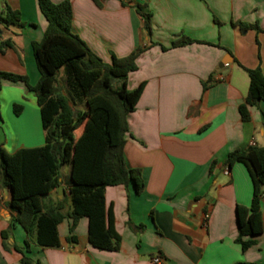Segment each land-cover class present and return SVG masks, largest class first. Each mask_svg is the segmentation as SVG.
I'll use <instances>...</instances> for the list:
<instances>
[{"label":"crops","instance_id":"crops-1","mask_svg":"<svg viewBox=\"0 0 264 264\" xmlns=\"http://www.w3.org/2000/svg\"><path fill=\"white\" fill-rule=\"evenodd\" d=\"M50 1L69 2L72 32L104 63L140 50L126 87L144 86L126 117L123 154L144 186L139 194L132 185L105 188L120 236L117 251L93 248L87 219L78 218L70 232L66 217L57 226V248L37 245L32 228L27 252L26 232L8 208L9 191L0 187V264H22L21 252L32 264H155L154 257L159 264H264V196L263 231L243 237L254 244L242 251L235 208L249 207L252 185L243 165L226 166L230 152L251 142L264 147V102L248 108L246 122L238 113L249 82L244 69L264 72V0ZM6 7L18 12L22 26L0 25V45L11 44L0 52V72L25 77L33 87L39 72L31 44L42 39L47 21L37 0H0V12ZM143 14L150 15V34ZM233 22L260 31L241 33ZM178 36L193 42L169 48ZM43 144L34 92L22 81L1 80L0 149L12 154ZM60 186L62 195L51 190L43 210L64 201L62 212L71 213L69 182L61 179Z\"/></svg>","mask_w":264,"mask_h":264},{"label":"trees","instance_id":"trees-1","mask_svg":"<svg viewBox=\"0 0 264 264\" xmlns=\"http://www.w3.org/2000/svg\"><path fill=\"white\" fill-rule=\"evenodd\" d=\"M37 4L47 21L42 39L31 44L39 80L30 87L25 77L0 72V82L22 81L34 92L44 144L21 148L12 154L0 149V187L9 191L8 208L15 213L14 222L26 232L25 252L32 228L37 245L57 248V226L66 217L72 218L70 232L78 218L87 219L88 243L93 248L117 251L120 236L114 230L111 208L105 206L104 191L107 187L132 185L139 194L144 186L140 170L128 168L123 154L126 117L134 110L144 86L141 83L133 90L126 87V76L136 70L135 60L140 50L123 58L112 57L110 64L104 63L72 32L68 1L53 4L50 0H37ZM142 18L144 29L150 34V15L143 14ZM0 25L21 27L18 12L8 7L1 10ZM232 26L238 27L241 33L251 28L260 31L256 25L242 22H233ZM192 42L188 37L178 36L169 48ZM7 47H11L8 41L2 43L0 52ZM60 69L67 87L65 93L58 85ZM244 70L249 82L238 113L246 122L248 108L264 102V72L260 68ZM78 103L84 105L83 111H75ZM13 110L18 114L20 107L15 105ZM66 163H70L71 213L62 212L64 201L43 210V200L61 184L60 168ZM234 163L245 167L252 185L249 207L235 208L236 242L244 251L254 241H243V237H255L263 231L260 200L264 196V147L248 146L230 152L226 166L230 168ZM1 236L5 240L7 231ZM68 239L74 241V237ZM21 254L22 264H32Z\"/></svg>","mask_w":264,"mask_h":264},{"label":"rangeland","instance_id":"rangeland-1","mask_svg":"<svg viewBox=\"0 0 264 264\" xmlns=\"http://www.w3.org/2000/svg\"><path fill=\"white\" fill-rule=\"evenodd\" d=\"M58 85L59 88L65 93L67 92V87H66V83H65V78L63 76V69H60L58 72ZM75 111H83L85 109L83 104H76L74 107ZM77 133H75L74 136H76ZM70 147V145L68 146ZM69 152V150L67 149V153ZM60 176L61 179L63 181L69 182V166L67 164H62L61 168H60ZM43 206L47 205L46 200L44 199L42 202Z\"/></svg>","mask_w":264,"mask_h":264},{"label":"built area","instance_id":"built-area-1","mask_svg":"<svg viewBox=\"0 0 264 264\" xmlns=\"http://www.w3.org/2000/svg\"><path fill=\"white\" fill-rule=\"evenodd\" d=\"M250 146H254L252 142L250 143ZM152 262L155 264H159L161 262V259L159 257H154L152 259Z\"/></svg>","mask_w":264,"mask_h":264},{"label":"water","instance_id":"water-1","mask_svg":"<svg viewBox=\"0 0 264 264\" xmlns=\"http://www.w3.org/2000/svg\"><path fill=\"white\" fill-rule=\"evenodd\" d=\"M223 66V63H220V65H219V67H222ZM57 191H58V194H61L62 195V187L59 185L58 187H57Z\"/></svg>","mask_w":264,"mask_h":264}]
</instances>
